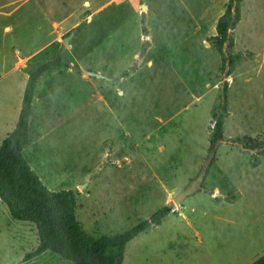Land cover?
Returning a JSON list of instances; mask_svg holds the SVG:
<instances>
[{
    "label": "rangeland",
    "instance_id": "374dc122",
    "mask_svg": "<svg viewBox=\"0 0 264 264\" xmlns=\"http://www.w3.org/2000/svg\"><path fill=\"white\" fill-rule=\"evenodd\" d=\"M66 1L78 22L57 43L79 67L48 71L40 81L33 144L24 152L31 167L51 190L74 191L88 234L128 230L160 207H178L174 195L211 154L212 113L227 82L228 116L204 189L132 240L123 264L254 262L264 254V153L241 151L231 139L264 138V0L242 2L234 29V52L242 58L229 77L211 41L229 0ZM74 29L68 47L63 39ZM85 69L120 79L87 76ZM82 75L98 84V101H89L85 88L76 95L71 77ZM112 111L131 132L129 146L116 121L101 116ZM3 127L0 117V134ZM38 244L36 225L13 219L0 198V264H25ZM48 254L49 264H74Z\"/></svg>",
    "mask_w": 264,
    "mask_h": 264
},
{
    "label": "trees",
    "instance_id": "16d2710c",
    "mask_svg": "<svg viewBox=\"0 0 264 264\" xmlns=\"http://www.w3.org/2000/svg\"><path fill=\"white\" fill-rule=\"evenodd\" d=\"M243 1H228L216 25L217 34L211 37L212 45L221 58V72L227 77L235 71L238 60L242 58L241 53L234 52V29L242 18ZM142 23L144 33L147 34L145 14ZM71 66V62L61 54L38 67L28 66V81L19 120L0 145V198L7 205L13 219L31 222L37 227L39 244L24 256L22 262L51 251L74 264H123L128 244L152 226L161 224L173 208L165 205L128 230L94 237L86 232L78 220L74 191L48 188L23 155L29 143L34 101L41 77L53 69H68ZM227 90L226 82L223 86V99L212 113V125L209 127L211 147L222 140L228 116ZM231 141L241 151L264 153V138L260 136H238ZM252 157L256 158L255 155ZM214 163L215 159L210 167ZM251 264H264V255Z\"/></svg>",
    "mask_w": 264,
    "mask_h": 264
},
{
    "label": "crops",
    "instance_id": "0c3cea01",
    "mask_svg": "<svg viewBox=\"0 0 264 264\" xmlns=\"http://www.w3.org/2000/svg\"><path fill=\"white\" fill-rule=\"evenodd\" d=\"M77 22L75 6L71 7L66 0H0V117L4 122L3 131L0 134V145L8 134L13 131L19 120L24 91L28 81V66L38 67L35 62H42L46 58L47 60L52 59L57 54H61L65 59V55H62L60 51L56 36H59L61 32ZM42 54L44 56L38 58ZM71 64L79 67L75 62ZM66 70V73L68 71L72 73L73 71L71 68ZM71 78L76 86V95H80L77 88L87 89L90 97L89 101H98L99 97L103 95L98 84L86 79L83 75ZM40 81L34 104L42 101L38 94ZM107 98L106 103L112 109L111 98L108 93ZM75 114L77 113H74V111L68 113L62 122L71 119ZM101 116L116 121L113 125L121 129L122 138L125 139L126 137L129 146L131 144V132L120 118L113 111L101 114ZM62 125L63 123H60L58 126L53 127L45 135L47 136ZM259 136L261 137V135ZM31 144L28 143L25 147L23 155ZM113 152L112 150L110 154ZM181 208L182 205L180 204L172 211H180ZM49 252L53 253L46 251L26 261L25 264H49L53 256L48 254Z\"/></svg>",
    "mask_w": 264,
    "mask_h": 264
},
{
    "label": "water",
    "instance_id": "95a60500",
    "mask_svg": "<svg viewBox=\"0 0 264 264\" xmlns=\"http://www.w3.org/2000/svg\"><path fill=\"white\" fill-rule=\"evenodd\" d=\"M145 8H146V5L143 4L142 9H145ZM74 33H75V29L72 30L71 33L63 39V42L68 47H72L70 41L73 38ZM84 72H85V75H87V76L98 77V78L105 79L107 81H114L115 82V81L120 79V77H118V78L108 77V76H106L100 72L91 71V70H87V69H85ZM217 145H218V143L212 147L211 154H210L209 158L205 161V163H204L199 175L197 176V178L190 185H188L186 188H184L183 190L179 191L177 194L174 195L173 200H174L175 204H177V206H179L188 196L196 193L199 190L204 189L203 183H204L205 178L207 176V173L209 171L210 164L212 163V161L215 157Z\"/></svg>",
    "mask_w": 264,
    "mask_h": 264
}]
</instances>
